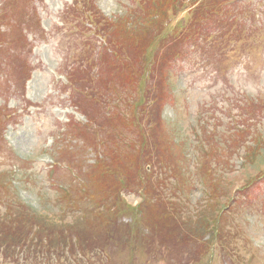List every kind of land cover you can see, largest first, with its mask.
Masks as SVG:
<instances>
[{
    "label": "rangeland",
    "instance_id": "rangeland-1",
    "mask_svg": "<svg viewBox=\"0 0 264 264\" xmlns=\"http://www.w3.org/2000/svg\"><path fill=\"white\" fill-rule=\"evenodd\" d=\"M18 1L0 0V11L6 10L11 15ZM81 1L26 0V12L20 20L25 40L0 45V61L15 63L14 67L8 64L11 73L7 84H0V174L5 172L7 181L14 179V186L20 189V198L38 211L53 213L56 211L52 210L53 201L58 193L52 188L59 187L58 184L69 187L71 174L66 166H72L87 181H97V167L111 164L107 161L115 149L111 126L105 128L101 120L99 133L103 141L99 142L93 135L96 125L89 127L92 134L83 130L88 119L94 122V118L105 113L109 118L110 115L137 118L136 123H132L133 129L127 132L131 148L136 131L140 133L137 129L139 118L146 116L140 124L148 128L149 136L151 131L154 134L156 126V121L153 123L149 119L160 118L158 138L172 145L164 151L169 159L162 167V172L171 175L170 191L168 188L171 198L164 204L167 209L173 211L180 201H187V194L191 209L204 210L210 202H215L217 208L227 205L220 211L217 222L218 230L225 224L227 239L213 241L210 251L195 264H264V144L255 155L258 147H252L254 142L251 141L259 130L264 133V0H218L217 14L207 18L208 24L190 21L194 7L200 5L194 4L196 0H181L182 4L174 9L172 1L171 9L163 17L157 16L150 25L162 23L164 35L169 32L175 37L184 35V40L175 39L174 43V48L184 55L172 61L165 60L161 67L155 65L153 70L149 67L146 70V65L157 42L146 37L141 49L137 50L140 41L134 35L138 36L135 28L140 22L133 16L138 13L135 6L141 1V11L148 15L159 3L164 2L162 6L167 7L170 0H88L83 4ZM218 1L205 0L208 6ZM86 8L96 10L95 18L99 15L106 19L102 23L107 35L86 32V27H94ZM229 12L232 14L227 15ZM232 18L237 20V25L226 29ZM9 21V18L0 20V31L5 33L4 38L15 41ZM222 21L227 27L220 23ZM115 25L119 28L114 32ZM83 26L86 27L83 29ZM106 36L121 44L119 50L129 55L127 60L119 61L122 69L111 74L109 67L114 69V64L106 60L103 69H98L101 61L94 51ZM140 51L141 56L138 55ZM107 52L113 54L110 48ZM78 59L85 69L77 68ZM67 70L79 92L68 87ZM2 76L0 73V79ZM141 82L156 103L147 98L148 94L136 90L131 98L133 104L126 102L131 115H126L120 106L108 114L105 105L110 101L111 106L118 104L116 98L108 100L105 95L100 98L97 95L92 100L89 97L92 92L89 88H97L95 94L103 91L117 96L118 89L113 90L115 84L125 89H138ZM151 85L154 87L149 88ZM158 104H161L159 112L155 111ZM70 118L82 123L70 125L63 139ZM147 120L149 125L146 126ZM57 140L60 142L55 144ZM155 143L153 135L146 139L142 148L150 151ZM94 146L99 148L96 153L92 151ZM214 146L219 148L209 151L214 154L216 163L204 181L198 173L200 163L204 162L201 154ZM101 150L103 155L98 156ZM134 150H137L135 145ZM250 150L251 155H247L244 162ZM178 157L184 169L174 163ZM53 162L57 163L59 182L51 179ZM179 172L185 174L181 189L173 186L176 179L173 177ZM212 184L217 187L213 200L210 198L214 194ZM144 192L145 188L135 192L130 187H122L120 195L127 204L138 206L144 200ZM148 199L157 202L154 197ZM152 209L159 213L157 207L151 206L147 212ZM158 215L162 224L172 217V213ZM79 216L71 223L80 221ZM136 219L140 220V227L151 224L146 213L137 214ZM122 221L134 223L130 217ZM201 223L202 218L192 226L198 227ZM101 225L106 223L102 221ZM214 227L209 221L207 230ZM152 228L159 231L157 226ZM211 236L209 233L207 238ZM102 251L104 261L93 259L97 260L96 264H131V250L127 246L112 245ZM175 262L172 264H183ZM134 264L168 263L139 254Z\"/></svg>",
    "mask_w": 264,
    "mask_h": 264
},
{
    "label": "trees",
    "instance_id": "trees-1",
    "mask_svg": "<svg viewBox=\"0 0 264 264\" xmlns=\"http://www.w3.org/2000/svg\"><path fill=\"white\" fill-rule=\"evenodd\" d=\"M172 1L170 0L168 5ZM25 3L26 0H19L11 15H8L6 10L5 13L0 11V20L9 18V25L13 28L11 35L16 36L15 41L7 40L3 37L5 33L0 31V44L25 40L23 22L20 21L26 12ZM168 9L160 3L159 9L153 8L151 14L145 15L138 11L133 15L140 22L135 28L138 36L134 35L140 41V44L137 43V50L141 49L146 37L151 41L161 38L164 32L162 23H158L159 26L150 24L157 16L163 17ZM141 53L140 51L138 55L141 56ZM163 62H158L157 68L161 67ZM8 64L15 66L14 62L0 61L1 70L9 71ZM125 94L128 96V104H133L131 98L136 95V89L125 90ZM160 108L161 104H158L155 111L159 112ZM110 117L106 113L101 114L100 118H94V122L101 125L102 120L105 128H112L111 139L114 140L115 149L107 160L111 164L106 166L108 168L97 167V181H87L84 177L82 181H75L72 178L73 181L69 180V187L52 188L58 193L53 201L52 210H56L55 212L38 211L28 201L20 198V189L14 186L13 182L7 181L5 172L0 174V264H96L97 260L104 261L102 249L112 245L127 246L131 250V264L135 263L139 254L163 260L168 264H172V261L195 264L201 261V256L210 251L213 241L227 239L225 224L222 228L220 226L219 230L217 226L220 211L226 205L217 208L215 202H210L204 210L197 207L191 209L189 194L187 201H180L178 207L173 208L174 212L164 205L171 198L172 192H169L170 175L162 172L161 165H167L169 158L164 151L172 145L158 138L160 118L149 119L153 123L156 121L154 134L151 131L150 136L148 128L142 127L137 121L140 133L136 131L134 144H138V147L134 150V145L128 147V137L124 134L133 129L132 123H136V118H125L123 115L122 118H114L113 115ZM145 117L143 115L139 120L144 122ZM149 120L146 121V126L149 125ZM153 135L156 143L151 145L150 151L142 148L146 139ZM94 148L97 152V146ZM259 150H256L255 155ZM212 157L210 155L205 162L203 177L209 173L210 165L213 164ZM174 163L180 164L179 159L176 158ZM150 164L152 169L149 170ZM181 174L182 172H179L176 175ZM178 178L179 182L174 181L173 186L181 189L184 174ZM122 187H130L135 192L145 188L143 202L138 206L127 204L120 195ZM212 187L214 194H211L210 198L213 200L217 187L213 184ZM148 197H154L157 202L150 201ZM149 206L157 207L162 214L172 213L171 220L162 224L158 212H154V209L147 212ZM140 213H146L151 224L140 227V220L136 219V215ZM75 216H79L81 220L71 223L72 219H76ZM125 217L134 219L135 224L123 222L122 218ZM201 218L200 226H192L195 221L199 223ZM102 221L106 223L105 226L101 225ZM209 221L215 224L213 230H207ZM152 226L159 227L160 233L157 229L154 231ZM209 233L211 238H207ZM89 251L95 253H88Z\"/></svg>",
    "mask_w": 264,
    "mask_h": 264
}]
</instances>
